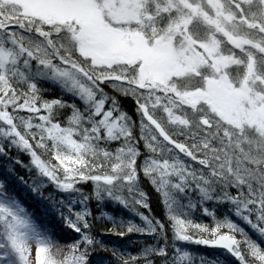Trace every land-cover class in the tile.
Here are the masks:
<instances>
[{"label":"snow or ice","instance_id":"6c2138e0","mask_svg":"<svg viewBox=\"0 0 264 264\" xmlns=\"http://www.w3.org/2000/svg\"><path fill=\"white\" fill-rule=\"evenodd\" d=\"M0 156V264H264V0H0Z\"/></svg>","mask_w":264,"mask_h":264},{"label":"trees","instance_id":"16d2710c","mask_svg":"<svg viewBox=\"0 0 264 264\" xmlns=\"http://www.w3.org/2000/svg\"><path fill=\"white\" fill-rule=\"evenodd\" d=\"M45 87H49V85H45ZM59 95L58 90L56 89H51L48 97L47 98H56ZM122 108L124 111H126L129 116H131L133 119H138V117H136L135 115V110H134V105L132 104V102L130 100H125L122 102ZM11 155L15 156L16 153L15 151H13L11 153ZM21 161H23L25 164L28 163V156L25 154H21L20 157ZM12 168L14 169V175L11 177V179L8 181L7 184V191L11 194V193H15L17 195V197L23 202V204L25 206L28 207V209L37 217L41 220V222H46L49 223V226L51 228H53L55 230L56 233V238L62 243H70V239H66V236L68 235L67 233H65L64 231H62L57 224V221L55 220V218L48 216V217H44L41 213V201L37 198V197H33L32 194L27 190V186L23 183H21L19 180L16 179L17 176H23L25 178V180H27L29 178V172L27 171V169L19 166V165H14L10 160H8L7 158L0 156V177H3L6 175V170ZM145 191L150 192L151 195V200H152V207L154 210V214L159 215L160 214V208L157 206L156 204V197L154 193H151V189L150 186L147 185V183H145L144 185ZM84 191L87 192L89 191V187L85 186L84 187ZM44 195L45 197H50L49 199L43 201L44 205H48L50 206L54 200L58 201L62 198V194L57 192L56 190H54L51 187L46 186L43 189ZM93 208V212L95 215H100L101 211H105V212H109L113 215H117V216H124L125 218H130L131 217V213H128L126 211H123L122 209H117L115 205H109L103 209H97L95 207V203H93L92 205ZM137 222H139V218H136ZM207 222V221H206ZM241 226L245 227L247 229V226L244 225L241 222ZM103 239L106 240L107 243H109L110 246L115 245L117 247L120 246L121 241L119 240V238L114 237V236H105L103 237ZM133 239L135 240L136 237H133ZM122 243L124 244H128L127 239H125ZM189 250L193 253H196L197 255L199 254H203L206 257L212 258L215 257L217 255H220V253L217 250H213V249H209V248H205V247H201V246H196V245H191L189 246ZM128 251L133 252V254H135V252L137 251V249L129 246L128 247ZM221 259H223V257H221ZM105 264H107V259L105 260Z\"/></svg>","mask_w":264,"mask_h":264},{"label":"water","instance_id":"95a60500","mask_svg":"<svg viewBox=\"0 0 264 264\" xmlns=\"http://www.w3.org/2000/svg\"><path fill=\"white\" fill-rule=\"evenodd\" d=\"M214 250V249H213Z\"/></svg>","mask_w":264,"mask_h":264}]
</instances>
